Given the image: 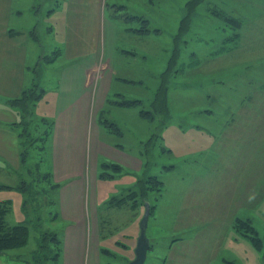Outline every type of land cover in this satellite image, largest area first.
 Listing matches in <instances>:
<instances>
[{"label": "rangeland", "instance_id": "374dc122", "mask_svg": "<svg viewBox=\"0 0 264 264\" xmlns=\"http://www.w3.org/2000/svg\"><path fill=\"white\" fill-rule=\"evenodd\" d=\"M74 3L76 0H38L30 11L24 9L26 14L17 25L15 15L11 22L18 30L29 26L23 35L39 44L40 52L36 65L24 71V89L7 99L17 111L11 127L19 141L18 161L10 155L11 137L7 151H0L4 157L0 159V183L11 187L0 190V201L11 204L7 222L25 220L17 183L49 173L51 182L57 184L52 168L55 122L44 114L51 110L62 74L66 71L70 76L74 64L89 66L94 59L99 72L102 58L114 46L111 89L105 92L98 112L97 77L88 91V135L96 128L100 138L106 141L104 134L108 135L114 147L132 155L100 158L95 165L100 264H128L134 259L145 209L142 201L134 205L126 195L139 187L140 178L148 176L163 181L164 189L160 195H147L153 210L147 223L150 248L144 264H264V205L241 213L236 194L237 187L241 189L251 177L242 173V181L241 170L252 168L263 176L258 177L257 200L264 194V0H98L95 20L89 5H85L82 20L78 13L74 16ZM60 6L67 10L66 15ZM52 9L56 10L53 14ZM82 52L83 56L73 57ZM33 84L43 95L30 117H23L12 102ZM164 89L170 118L163 144L171 150L170 158L159 153V146L140 144L148 141L157 121L140 119L139 111L153 108L154 95L160 104L158 92ZM127 99L142 105H117ZM103 117L114 122L122 136L107 133L99 124ZM21 142L28 149L24 166ZM89 151L86 141L83 171L87 181L93 172ZM102 162L119 168L102 169ZM171 166L172 170L165 171ZM101 171L110 178L99 179ZM88 187L85 197L91 223L93 190ZM41 188L49 189V184H37L35 190ZM58 189L45 193L54 205L42 208V220L30 227L27 243L2 252L0 264H35V253L41 257L40 264H65L62 255L57 262L47 256L48 241L39 237L50 231L63 242L67 224L57 213ZM43 198L38 202L47 201ZM121 199L125 201L121 206H107ZM239 218L248 220L256 230L260 251L236 231Z\"/></svg>", "mask_w": 264, "mask_h": 264}, {"label": "crops", "instance_id": "0c3cea01", "mask_svg": "<svg viewBox=\"0 0 264 264\" xmlns=\"http://www.w3.org/2000/svg\"><path fill=\"white\" fill-rule=\"evenodd\" d=\"M20 1L23 4H20L19 0H0V151H7L6 147L11 137L9 143L10 155L13 156L14 154L16 161H18L19 141L18 135L15 133L13 135L14 127L11 126L17 118V111H14L7 104V99L17 96L24 89V71L26 68H32L36 65V58H38L40 52L39 44L27 35H23L24 31L29 28L28 25H26L28 28L18 30L11 24L14 15L17 25L18 19L26 14L24 9L30 11L38 0ZM74 4L77 5L76 10H72L74 16H77L76 13H78L79 18L82 20L85 5H89L91 6L90 14L92 11L93 19H96L98 8L94 5L98 4V0H76ZM20 5L26 7L20 8ZM58 5L60 4L58 3ZM59 10L63 11L61 6ZM52 11V14L56 12L53 9ZM63 13L66 15L67 10ZM90 17L92 18V15ZM83 55L82 52L73 57ZM114 55V46H110L108 55L102 58L99 72L97 71L99 64L95 59L94 63L89 66H84L81 62L74 64L70 68V70H73L72 74L74 75L67 76L65 75L66 71H64L59 82L60 85L55 92L51 110L44 114L55 122L52 139V168L53 181L59 184L57 213L67 224L63 234L61 252L65 264H82L83 261L84 263L86 261L87 264H100L98 260L100 240L98 241L99 223L96 189L98 180L95 176V165L100 158L108 160L123 159L128 155H132L130 151L126 152L124 149L114 147L109 140L111 137L108 135L104 134L106 141L100 138L99 130H96V128L88 135L87 122L90 104L88 91L91 87V81L96 77L98 79L99 93L95 99V109L98 112L103 107L105 92L111 89L113 76V66L111 64ZM28 59L30 65H27ZM14 93L17 94L14 95ZM100 99L103 100L99 102ZM6 127H10V130H7ZM86 141L90 143L89 154L93 169L88 181L83 171ZM128 152L131 154H128ZM2 156L3 153L1 152L0 159L4 158ZM117 161L121 163L123 160ZM242 173H247L251 177L247 178L249 179L248 182L242 183L241 189L238 187L236 189L238 202L240 203L237 209L241 213H248L253 211L255 207L259 208L260 205H264V194L257 200V182L258 177L262 174L256 168H252L250 171L242 169ZM242 181H244V175ZM88 185L93 190L89 205L91 215H93V222L91 220V223L88 222L87 217L89 201L85 197ZM223 195L225 198L226 195L224 193Z\"/></svg>", "mask_w": 264, "mask_h": 264}, {"label": "trees", "instance_id": "16d2710c", "mask_svg": "<svg viewBox=\"0 0 264 264\" xmlns=\"http://www.w3.org/2000/svg\"><path fill=\"white\" fill-rule=\"evenodd\" d=\"M234 22L233 24L238 26V23L236 20H232ZM166 92L167 90L164 89L163 91H159L161 93V101L160 104H158V98L157 95H154L155 100L153 103V108L150 109H142L139 111V117L140 119L147 120L151 123L157 121V125L154 127V130L152 134L150 135V138L148 141L144 142L141 145H148L150 143V147L155 148L159 146V153L162 156H166L168 158L172 157V152L168 148H166L163 144L164 138L163 133L165 129L167 128V121L170 118L169 115V108L166 102ZM43 90L39 87H37L36 84H33L31 88L24 91L21 96L17 99H15L12 103L17 105L19 107V110L21 112V115L23 117H30V114L32 112L33 107L36 105V103L42 98ZM163 101V102H162ZM116 104V103H114ZM158 104V105H157ZM118 106L129 108L133 106H140L142 105L141 101L139 100H129L124 101L123 103H117ZM161 107V108H159ZM100 116V115H99ZM104 118V117H103ZM100 126L107 132L111 134H117L118 136H122V130H120L114 122L108 121L106 118L99 119ZM22 133L20 134L21 137ZM146 153V151H145ZM20 161L22 165L26 164L28 161V149H26V146L21 142V152H20ZM102 169L107 168H115L118 169L119 166L115 164H107L106 162L101 163ZM39 167V166H37ZM173 166L170 168L165 169V171L172 170ZM102 172V171H101ZM99 173L98 178L103 180L104 178L109 177L108 174L103 171L102 173ZM38 178H32L31 181L26 182L21 180L19 183H17V190H19L22 193L23 196V204H22V212L24 214V222L19 224H9L6 220V217L11 211V204L9 200L0 201V254L7 250H13V249H19L23 247L29 238V232L30 227H35V222H41V210L44 206L51 207L54 205V202L51 199H47L45 197L46 192H52L59 188L58 184H54L51 182L50 174H41L37 176ZM110 178V177H109ZM47 182L49 184V189H43L41 190H35L36 185ZM137 188L131 190L127 196V199L129 201H133L134 205L142 201L143 206L145 204H148L149 209V216L152 213L153 205L150 204L148 200V193L149 192H155L156 194L160 195L161 192L164 189V182L157 179L155 176H148L146 178H143L138 181ZM2 189H11V187L3 185L0 183V190ZM43 196L47 201H44L43 203L38 202L39 199ZM43 198V199H44ZM124 200H119L116 205H112L107 203V206L109 208L111 206H121L122 203H124ZM36 217V219L32 220V217ZM57 217V215H56ZM38 225V224H37ZM235 229L236 231L244 236V238L248 239L253 246L257 250H261L262 244L260 239L257 236L256 230L251 226V223L248 220L243 219H236L235 221ZM49 233L43 234L41 232L39 234L40 240L47 239L48 243L46 244V250H47V256L52 255V259H56V262L59 260V257L61 255L62 251V242L61 240L55 235V233H52L48 231ZM41 247V246H40ZM46 256V257H47ZM35 264H40L41 257L35 253L34 255ZM50 261V257L48 258ZM43 264V263H42Z\"/></svg>", "mask_w": 264, "mask_h": 264}, {"label": "water", "instance_id": "95a60500", "mask_svg": "<svg viewBox=\"0 0 264 264\" xmlns=\"http://www.w3.org/2000/svg\"><path fill=\"white\" fill-rule=\"evenodd\" d=\"M144 214L139 223V234L134 249V259L128 264H144L147 252L150 248L149 240L146 237L147 223L149 219L148 204L144 205Z\"/></svg>", "mask_w": 264, "mask_h": 264}]
</instances>
